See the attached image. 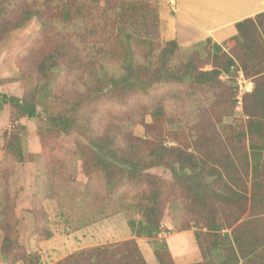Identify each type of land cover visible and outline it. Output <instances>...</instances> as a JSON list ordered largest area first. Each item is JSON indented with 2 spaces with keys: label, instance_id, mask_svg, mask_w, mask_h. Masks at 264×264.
Masks as SVG:
<instances>
[{
  "label": "trees",
  "instance_id": "1",
  "mask_svg": "<svg viewBox=\"0 0 264 264\" xmlns=\"http://www.w3.org/2000/svg\"><path fill=\"white\" fill-rule=\"evenodd\" d=\"M136 5L141 0H0V41L30 20L37 22L43 37L20 68L25 95L3 98L11 121L35 118L40 106L53 129L75 132L84 141L80 156L71 159L72 172L60 158L48 162L44 174L51 189L45 191L61 213L71 211L74 223L87 217L90 224L121 211L127 192L118 194L120 189L143 187L145 172L163 167L186 182L199 205L184 226H174L176 232L196 229L202 260L190 264H208L213 250L222 255L218 264H264V11L234 23L235 33L226 45L206 37L182 47L175 39L158 44L124 33L119 27L136 17ZM239 70L253 83L242 99L246 134L240 130L225 141L221 130L235 127L218 126L221 115L215 110L220 106L228 115L233 112L236 90L228 83ZM174 84L184 88L171 101L170 117L184 126L183 133L170 132L179 142L176 147L163 144L168 108L162 95L154 105L127 109L118 123L101 129L88 115L89 104L101 98L117 95L122 104L126 97H149L153 89ZM138 126L150 138L137 135ZM3 151L7 165L25 161L19 133L8 134ZM4 170L0 165L1 257L8 264H37L39 256L21 249L16 232L11 234L8 219H14V204ZM93 181L98 190L90 188ZM133 195L141 222L129 220L130 230L135 237L153 238L163 213L160 195ZM103 201L111 203L98 205ZM31 202L33 227L41 236L45 213L37 194ZM212 204L224 206L228 216L222 218ZM153 252L158 264H174L164 242H155ZM56 264L147 262L130 238L74 252Z\"/></svg>",
  "mask_w": 264,
  "mask_h": 264
},
{
  "label": "rangeland",
  "instance_id": "2",
  "mask_svg": "<svg viewBox=\"0 0 264 264\" xmlns=\"http://www.w3.org/2000/svg\"><path fill=\"white\" fill-rule=\"evenodd\" d=\"M231 1L196 0L195 3L191 4L190 2L184 1L183 3L179 0L180 10H178L177 0H141V5H136L135 7L137 9L136 17L129 19L119 28H123L124 33L139 39L157 42L158 44L175 39L179 46L185 47L203 40V38L197 37L183 41L180 35H177L175 27L176 18L177 22L184 27L180 25L186 31V34L189 31H201L214 25L213 23L211 24V18L214 13L218 11L227 12L231 8H234L236 4L231 3ZM181 4H183L184 13L181 10ZM260 4L263 6V9H260L259 12L264 11V0H261ZM253 15L249 17H253ZM230 30L225 29L221 32L226 36L232 33ZM42 38V33L37 22L30 20L23 27L11 31L0 41V165L5 169L4 173L7 176V182L4 184L7 185L13 196L14 219L13 217L9 218L8 223L13 225L14 230L11 231V234L14 231L16 232L18 241L22 247L21 249L24 248V251L28 253L35 252L39 256L37 264H56L74 252L95 246L115 244L117 242H112L113 240L135 236L133 235V231L130 230L128 221L132 220L135 224L141 222V216L134 212L133 208L134 201L137 200L133 192L136 191L144 193L146 198L154 194L160 195L159 207L163 213L159 230H166L169 224L172 227V231H175L174 226L176 223L177 225L184 226L188 222V215L191 213V210L198 209L199 205L193 201V195L186 182L180 180L163 167L147 170L145 173H147L146 178L148 182L143 187L130 186L118 191V194L127 192V196H124L119 204L128 207V209L124 210L121 205L122 209L120 212L101 220H93L90 224L86 220L87 217H78L81 212H77L78 216H75L78 217V223L73 222L71 211L64 209L63 213L60 212L56 200L49 197L51 192L45 191V189H51V185L44 171L49 166L48 162L50 160L60 158L66 164V171L72 172L73 165L71 164V159L80 156L82 146L84 145L83 139L75 132L65 134L53 129L40 112V106L36 107L38 114L35 118L29 119L23 117L16 121L15 124L10 119L9 105L3 102L4 96L22 98L25 95L26 91L19 80V76L21 75L20 68L30 59L32 52ZM239 72L241 71H237L232 82L228 83L236 90L233 96L235 100L233 112L231 115H228L227 112L229 111H224L220 106L215 110L221 115V122L218 126L230 125L235 127V130H221L222 138L225 141L233 140L235 133L240 132V130H243L246 134L242 99L246 93L251 92L253 83L251 79L245 78L242 72L241 75ZM239 85L242 88L241 104L238 103L237 98L240 95L238 93ZM183 89L175 84L165 85L153 89L149 97H126L122 104L117 101V95L109 99L101 98L97 103L89 104L88 115L92 116L101 129L105 124L118 123V119L125 116L123 113L127 109L135 110L143 104L148 106L154 105L162 95V99L165 100L168 108L163 144L166 147H176L179 142L171 139L170 132L179 130L183 133L184 126L183 123H179L180 120L170 117L174 111L171 101L172 96ZM221 90H223V87ZM10 132L20 134V145L25 156V161L21 164L11 163L7 165L4 161L3 145ZM134 132L144 139L150 138L144 135L142 126H138L134 129ZM245 142L247 145V136ZM79 145H81V149ZM89 186L91 189L98 190V183L96 181H93L92 184L90 183ZM77 187L81 188V186ZM247 189L249 190V188ZM1 191L2 189H0ZM35 194H37L40 206L45 213V220L42 221L41 226L46 231L41 236L35 233L33 217L30 213L32 208L31 200ZM100 196L103 197V193ZM118 202L114 203L115 208ZM108 203L111 202L103 201V203L98 205ZM217 205L215 207L212 204V207L218 209L222 218L227 217L228 215L221 210L224 206ZM244 216L245 213L242 217ZM3 234L0 228V248L3 242ZM141 237L150 238L146 236ZM195 245L192 238L189 239V235H173L170 243V246L174 250H179L180 246L193 249ZM195 254L196 252L194 251L188 260L192 261ZM153 260L152 258L148 263L154 264ZM205 262L209 264L208 260H205ZM0 264H8L2 259L1 254ZM15 264L26 263L20 261Z\"/></svg>",
  "mask_w": 264,
  "mask_h": 264
},
{
  "label": "crops",
  "instance_id": "3",
  "mask_svg": "<svg viewBox=\"0 0 264 264\" xmlns=\"http://www.w3.org/2000/svg\"><path fill=\"white\" fill-rule=\"evenodd\" d=\"M180 1L183 3L184 1H187V2H190L191 4L196 2V0H180ZM249 1L248 0H234V1L232 0L231 3H235L236 6L234 8H231L227 12L218 11L214 13L211 18V21H212L211 24L213 23L214 25L204 30H201V31H189V33L186 34V31L183 29L184 27L180 23L177 22V18H176L175 27L177 29V35H180L183 41L191 40L192 38H197V37H200V39L202 38L205 39L206 37H210L217 43L221 45H226L228 38L234 35L235 33L234 29L232 28V25L234 23L238 22L239 20L243 18L252 16L253 14L256 15L260 13L259 12L260 9H263V6L260 4L261 0H249ZM177 5H178V10H180L179 0H177ZM180 7L184 13L185 10L183 9V4H181ZM250 10H253V11H250ZM187 23H190V22H187ZM193 23L196 24L195 22ZM180 25L183 28H181ZM197 25H200V24H197ZM225 29H231L230 31H232V33L225 36L223 32H221ZM177 39L179 40L178 37ZM195 231H196L195 228H192L190 230H183L180 232L172 231V227L169 224L166 230H159L157 237L145 238V237L127 236L126 238L119 239V240H113L112 242H120V241L128 240L130 238L135 239L147 264H149L148 261L151 260L152 258L154 259L153 260L154 264H158L156 261L154 252H153V248H154L153 244H155L154 242H164L172 257L174 264H190V263H194V262L202 260L198 246L195 241ZM173 235H189V239L192 238V241L196 245L193 249L180 246L179 250H176V249L174 250L170 246V243L173 239ZM194 251L196 252V254L193 257V260L189 261L188 258L189 256L193 255ZM207 260L209 264H218L222 261V255L220 254L219 251L213 250L210 256L207 258Z\"/></svg>",
  "mask_w": 264,
  "mask_h": 264
},
{
  "label": "built area",
  "instance_id": "4",
  "mask_svg": "<svg viewBox=\"0 0 264 264\" xmlns=\"http://www.w3.org/2000/svg\"><path fill=\"white\" fill-rule=\"evenodd\" d=\"M240 73V75H241V72H239ZM238 93L240 94V95H238V103L239 104H241V93H242V88H241V85H239V90H238Z\"/></svg>",
  "mask_w": 264,
  "mask_h": 264
}]
</instances>
